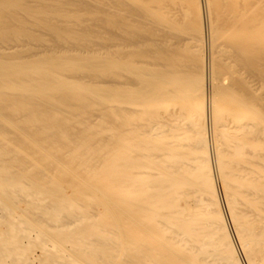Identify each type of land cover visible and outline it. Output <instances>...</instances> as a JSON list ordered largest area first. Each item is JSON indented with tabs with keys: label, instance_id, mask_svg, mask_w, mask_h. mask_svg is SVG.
I'll list each match as a JSON object with an SVG mask.
<instances>
[{
	"label": "bare ground",
	"instance_id": "obj_1",
	"mask_svg": "<svg viewBox=\"0 0 264 264\" xmlns=\"http://www.w3.org/2000/svg\"><path fill=\"white\" fill-rule=\"evenodd\" d=\"M0 264H264V0H0Z\"/></svg>",
	"mask_w": 264,
	"mask_h": 264
},
{
	"label": "rangeland",
	"instance_id": "obj_2",
	"mask_svg": "<svg viewBox=\"0 0 264 264\" xmlns=\"http://www.w3.org/2000/svg\"><path fill=\"white\" fill-rule=\"evenodd\" d=\"M217 186H218V183H217ZM219 199H220V196H219ZM221 202V206H222V201L221 199L219 200ZM223 208V207H222ZM224 212V211H223ZM230 229V228H229ZM240 256V255H239Z\"/></svg>",
	"mask_w": 264,
	"mask_h": 264
}]
</instances>
